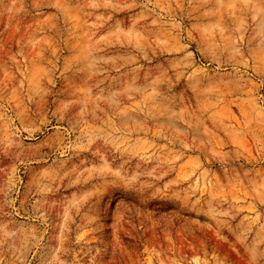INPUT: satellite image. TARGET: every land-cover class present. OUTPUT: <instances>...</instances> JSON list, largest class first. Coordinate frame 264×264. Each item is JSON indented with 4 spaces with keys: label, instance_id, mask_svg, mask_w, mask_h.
I'll list each match as a JSON object with an SVG mask.
<instances>
[{
    "label": "rangeland",
    "instance_id": "374dc122",
    "mask_svg": "<svg viewBox=\"0 0 264 264\" xmlns=\"http://www.w3.org/2000/svg\"><path fill=\"white\" fill-rule=\"evenodd\" d=\"M0 264H264V0H0Z\"/></svg>",
    "mask_w": 264,
    "mask_h": 264
}]
</instances>
